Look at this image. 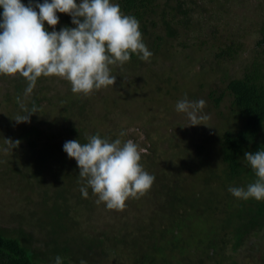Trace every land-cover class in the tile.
Returning <instances> with one entry per match:
<instances>
[{"label":"trees","instance_id":"obj_1","mask_svg":"<svg viewBox=\"0 0 264 264\" xmlns=\"http://www.w3.org/2000/svg\"><path fill=\"white\" fill-rule=\"evenodd\" d=\"M22 2L27 5L29 0ZM43 2L44 0H33V3ZM112 2L119 4L124 14L134 16L139 21L143 41L152 53L149 59L166 50L164 47L168 40H177L178 46L185 49L215 48L213 60L217 65L228 63L234 66L239 58H242L241 63L243 61L247 48L243 39L250 29L253 39L250 41L251 47L248 48L251 53L248 62L242 63L238 76L229 78L227 73L224 74L222 92L218 93V90L210 87L208 93V98L215 107L224 98L229 100V114L233 116L235 126L222 131L215 138L213 147L206 142L207 139L204 140L205 144H194L193 149L188 150L184 139L173 135L170 152H165L152 141L147 132L148 143L144 145L147 154L142 155L141 163L149 174L155 176V181L144 195L128 199L123 210L115 213L109 211L114 220H123V226L118 231L122 238H118V234L112 232L111 227L108 232H98L95 226L89 224L84 232L81 229L87 222L90 223L96 211L95 207L91 212L86 209L93 204L88 199L90 188L85 201L80 191L85 186V181L76 186V182L82 180L76 161L68 156L65 160L56 156L58 152H62L66 141L78 139L81 143H86L89 136L96 134L110 141L120 137L113 135L110 138L109 133L107 136L103 135L95 129L97 127L88 135L83 133L88 120V108L85 104L89 101L82 100V104L79 101L81 96L76 101L70 100L71 103L62 110L60 118L54 120L58 122L61 118L68 120L71 117L77 121L76 117L79 115L80 121H84L83 127L79 129L75 125L65 128L68 135L66 137L62 132L54 130V125L60 122L50 123L51 126L40 130L42 121L39 120L37 112L41 110V101L45 99L38 92L25 96L27 81L19 75L18 78L16 76V84L11 86L13 89L3 95L5 99L2 108L5 111L11 108L7 111L11 119L17 116V111L21 115L31 113L33 107L37 111L30 117L32 124L8 120L0 126V176L4 177V182L0 181L4 183L0 186L4 193L1 197L0 192V264H55L57 256L61 257L62 264H81L79 258H83L86 264H105L103 261L108 264H126L124 260H129L130 264H244L248 256L257 254L264 246V200L237 199L229 192V188H246L255 182L257 177L244 159L245 153L264 150V0ZM57 15L60 18L61 14ZM234 18L241 19L242 23L250 20V28L245 30L236 24ZM62 22L64 27H74L69 16H65ZM45 27L49 29L47 24ZM137 60L144 61L133 54L126 63L135 64ZM166 81L169 82L170 78ZM65 82L70 91L71 85ZM14 97L18 98L17 102H12ZM25 100L28 113L21 108ZM76 103L79 105L74 107ZM55 105L56 103L52 104L54 108ZM45 115L44 112V117ZM227 118L224 119L227 121ZM75 128L83 135H77ZM50 132L58 135L60 140L52 143L47 137ZM41 137L45 144L55 145L54 152L56 151L49 156L46 154L43 159L39 158L44 153V143L38 144ZM5 139L19 140L20 144L13 150L5 151L8 148ZM19 150H23L21 154ZM158 150L160 151L157 153ZM161 151L167 155L160 154L159 157ZM172 152L186 158L185 166L170 163ZM208 153L213 155L210 163L212 169L220 167L223 170L217 172V176L211 181L205 178L202 184L205 191L201 189L193 195L194 191L190 187L192 173L201 166ZM213 159H217V164L213 163ZM46 160H49V166L43 167ZM163 163L168 170H163ZM205 163L207 162L202 165L205 166ZM51 167L59 172L57 176L53 175L55 170ZM5 188H8V193L4 192ZM69 188L76 189L75 196ZM33 195L40 199L41 202H37L39 204H53L49 220L36 218V212L29 213L32 210L30 206L34 204ZM81 206L84 214L75 218L74 209ZM195 215H198L196 220L200 229L194 232L190 228L191 232L186 239L185 235L183 237L180 234L182 223L184 220L195 219ZM144 218H147L145 222L153 225L156 221L159 222L160 230L155 238L156 243L152 244L150 232L141 250L136 247L135 240L128 238L135 232L136 222H144ZM44 235L45 240L42 239ZM79 238L81 242L75 244ZM78 253L82 254L76 258ZM259 259L264 261V254Z\"/></svg>","mask_w":264,"mask_h":264},{"label":"clouds","instance_id":"obj_2","mask_svg":"<svg viewBox=\"0 0 264 264\" xmlns=\"http://www.w3.org/2000/svg\"><path fill=\"white\" fill-rule=\"evenodd\" d=\"M0 9V76L24 78L25 96L32 93L41 77L66 80L74 94L87 96L116 84L113 66H123L133 54L145 61L152 56L139 21L124 14L112 0H29L27 5L22 0H0ZM57 13L69 15L74 27L55 31L60 22ZM205 107L203 99L190 101L187 97L176 104V110L187 115L189 126L209 119L203 113ZM21 108L28 113L23 104ZM36 111L33 107L31 113L17 115L15 121L30 122ZM5 143L8 151L20 141L5 139ZM63 150L76 161L79 177L85 181L82 195L87 198L90 188L97 203L107 209L123 210L128 199L144 195L155 181L141 163L147 149L131 139L110 141L96 134L86 143L66 141ZM244 159L257 179L246 188L230 187L229 192L237 199L264 200V150L246 152ZM55 264H62L61 257L55 258Z\"/></svg>","mask_w":264,"mask_h":264},{"label":"rangeland","instance_id":"obj_3","mask_svg":"<svg viewBox=\"0 0 264 264\" xmlns=\"http://www.w3.org/2000/svg\"><path fill=\"white\" fill-rule=\"evenodd\" d=\"M79 2L80 0H77V3ZM65 16L69 15H60V22L56 26L55 31H59L65 26L62 22ZM69 19L71 20L70 16ZM233 20L237 22V25L244 27V29L250 28V20L243 21V23L239 18H234ZM48 30L52 31L53 29L49 27ZM222 33L226 34V32ZM247 34L248 35L243 39L246 41L245 43L247 47L245 49V54L243 55V64L247 63L248 59L251 57V53L248 49L251 47L250 41L253 39L250 29ZM165 45L166 47L164 48L166 50H162L156 54L155 57H152L148 61L144 60L141 62V60H137L135 64L125 63L123 66H113L112 74L116 76V84L108 88H102L98 91H94L92 94L87 96L74 94L71 90L69 91L70 88L67 86L65 82L66 80L56 77L39 78L32 93L38 92V94L45 99L41 101V107H39L41 110L37 112L39 120L42 121L40 130L51 126V124L55 122L54 119L60 118L62 110L64 111L70 100L76 101L81 96L79 101L82 104V100L89 101L88 104H85V107L87 105L88 108L87 114L89 120H87V123L84 126V128L87 126L86 130L83 132L85 135L90 134L93 128L97 127L95 129L101 131L103 135L109 133L108 136L110 138H112L114 135V137H120L121 140L124 139L125 141L131 139L138 143L141 147H144V145L148 143L146 135L147 132H149L148 137L152 141L156 142L157 145L161 146L165 152H170L171 150L170 141L173 135L182 137L188 147V150L193 149L192 147L194 144H205L204 140L207 139L208 141L206 142H208V144L213 147L215 138L219 137L222 131L224 132V130L228 127L230 128L235 126V123L233 116L231 113L229 114L231 111L229 100L224 98L218 107H215L212 100L208 98V93L210 91V87L212 89L218 90V93L222 92V89L224 88L222 79L225 73L229 75V78L236 77L240 74L242 58H239L234 66H231V64L228 63L217 65V63L213 60L215 48L205 47L199 49L197 47H187L185 49L178 46L177 40H168L167 44L165 43ZM138 64L142 66H138ZM4 77L7 78L5 79ZM167 78H170L169 82L166 81ZM14 79H16V77L0 76V108L3 107L2 102H4L5 99L3 96L4 93L12 90L13 88L11 86L16 84L14 83ZM185 97H187L190 101H198L203 99L206 102V107L203 109V113L207 114L209 119L203 121L202 125L189 126L190 121L187 118V115L176 110L177 102L184 99ZM13 101L17 102L18 98L14 97L12 99V102ZM26 103L27 101L22 102L23 105H26ZM53 103H56L55 108L52 106ZM77 105L79 104L76 103L74 107H77ZM51 109L53 110L51 111ZM55 109H57L58 112H56ZM8 110H11V108L9 107ZM8 110L5 111L4 108L0 110L2 111L0 112V126L2 125L1 123H7L8 120H15L17 117L15 115L13 119H11L7 112ZM44 112L46 113L45 117ZM16 113L17 115H21L20 111H17ZM83 113H85V111ZM225 117H228L227 121L224 119ZM76 118L77 121L73 120L71 117L68 118V120L61 118L58 122H55H60V124L54 125V130L62 132V135L66 137L67 132L65 128L75 125V127H78L79 129L80 127H83L84 121H80L81 118L79 115H77ZM102 118L104 120H102ZM29 123L32 124V122ZM76 128L75 131L77 132L78 129ZM121 132L126 134L121 136ZM80 133L82 132L78 131L76 134L78 135ZM83 133L81 135H83ZM53 136L55 139H53ZM47 137L53 141L52 143H56V141L60 140V137L58 135L55 136L53 132H50ZM41 141L42 137L40 138L38 144L42 145L45 140L42 142ZM1 150L2 148L0 144V155H2ZM42 150H44V153L41 157H39L40 159L45 158L46 154L49 156L56 153V151L54 152L55 145L51 143H44ZM160 150H158L157 153ZM22 151L23 150H19L20 154ZM165 152L161 151L159 153V157L160 154L167 155ZM209 152H211V149ZM173 155L176 158L173 157ZM212 156V153L206 154L205 159L202 160V162H207L208 164L205 163L204 166L202 165L203 163H201V166L192 173L193 181H191L190 187L192 188V191H194L193 195H195V193L201 189L202 191H205L202 186L205 178L208 181H211L217 176V172H221L223 170L220 167H213L212 169L210 164L212 162ZM56 157L58 159L65 160L67 154L64 152L63 147L62 152H58ZM213 160V163H216L217 159ZM185 161V157L179 153L172 152L170 159L171 164L177 163L178 166H185ZM32 162L34 163V161ZM37 163L40 162L38 161ZM163 164V170H168L166 164ZM48 166L49 160H46L43 163V167ZM51 169L55 170L56 168L51 167ZM58 173L59 172L57 170L53 171L54 176H57ZM75 180L79 181L78 179ZM0 181L4 182V177L0 176ZM1 182L0 186L4 185V183ZM83 182L84 180H81L76 182V184H78L75 185L80 186V184ZM1 189L2 188H0V192H2ZM8 191V188H5L4 192L8 193ZM69 191L75 196V188H69ZM89 191L90 198H87L91 199L93 204L91 203L86 209L88 212H91L93 207H95L96 211L94 212L93 217H91L90 223H84L85 225L81 230L85 232V230L88 229L87 226L89 224L95 226L98 232H108V228L111 227L112 232L117 233L118 238L120 237L121 239V233L118 231L120 230L119 228L123 226V220H114L110 214L111 211L112 213H115L117 210L108 209L107 211V207L103 203H97V197L93 193L91 194L92 190L90 189ZM3 195L4 193L2 192L1 197H3ZM1 197L0 199H2ZM33 197L34 204L30 206L32 210L29 211V213L36 212V218L40 217L44 221L47 219L49 220L52 216L53 204L50 206H44L37 203L41 202L39 198H35L34 195ZM84 199L87 201L86 198ZM74 210L76 216L75 218L81 216V214H84L82 206L77 207V209ZM197 217L198 215H195V219L191 218L184 220L185 222L182 223V232L180 234H182L183 237L185 235L186 239L187 235L191 232L190 228L194 229V232H197L200 229V225L197 224ZM146 219L147 218H144V222H136L134 227L135 232L130 234L128 238V240H135L137 242L136 247H140L141 250L145 245L150 232H152V244L156 243L155 238L157 235H159L158 231L160 230L159 222L156 221L153 225L151 222H145L147 221ZM156 219H159V217H156ZM64 221L66 222V220ZM66 224L68 223L66 222ZM42 239H46L45 235L42 236ZM80 239L81 238L76 240L75 244H79L81 242ZM78 254L75 255L77 256L76 258H79L82 253ZM241 254L242 256L244 255V253ZM262 254H264V246L260 248L257 254L248 256V258L245 259L244 264H264V261L259 259V256ZM78 261H83V258H79ZM124 261L126 264L131 263L129 260ZM103 262L108 264L105 261Z\"/></svg>","mask_w":264,"mask_h":264}]
</instances>
